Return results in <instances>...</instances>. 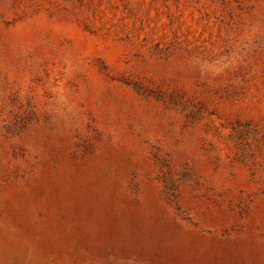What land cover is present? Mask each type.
<instances>
[{
    "label": "rangeland",
    "instance_id": "374dc122",
    "mask_svg": "<svg viewBox=\"0 0 264 264\" xmlns=\"http://www.w3.org/2000/svg\"><path fill=\"white\" fill-rule=\"evenodd\" d=\"M0 264H264V0H0Z\"/></svg>",
    "mask_w": 264,
    "mask_h": 264
}]
</instances>
